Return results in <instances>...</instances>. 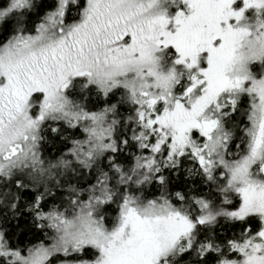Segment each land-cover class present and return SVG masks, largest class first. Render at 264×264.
Masks as SVG:
<instances>
[{"label":"snow or ice","instance_id":"6c2138e0","mask_svg":"<svg viewBox=\"0 0 264 264\" xmlns=\"http://www.w3.org/2000/svg\"><path fill=\"white\" fill-rule=\"evenodd\" d=\"M0 264H264V0H0Z\"/></svg>","mask_w":264,"mask_h":264}]
</instances>
